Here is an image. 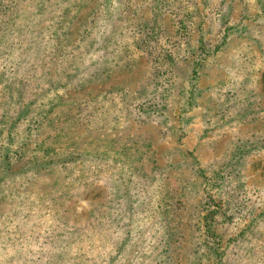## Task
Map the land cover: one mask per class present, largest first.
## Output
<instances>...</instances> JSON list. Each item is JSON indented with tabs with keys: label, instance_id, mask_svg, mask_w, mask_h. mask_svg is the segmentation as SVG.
Segmentation results:
<instances>
[{
	"label": "rangeland",
	"instance_id": "1",
	"mask_svg": "<svg viewBox=\"0 0 264 264\" xmlns=\"http://www.w3.org/2000/svg\"><path fill=\"white\" fill-rule=\"evenodd\" d=\"M0 264H264V0H0Z\"/></svg>",
	"mask_w": 264,
	"mask_h": 264
}]
</instances>
